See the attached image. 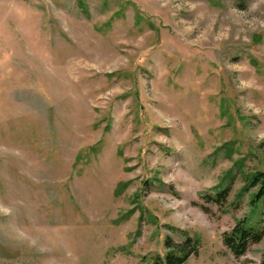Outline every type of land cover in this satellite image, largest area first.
<instances>
[{
  "label": "rangeland",
  "instance_id": "1",
  "mask_svg": "<svg viewBox=\"0 0 264 264\" xmlns=\"http://www.w3.org/2000/svg\"><path fill=\"white\" fill-rule=\"evenodd\" d=\"M258 171L264 0H0V264H263Z\"/></svg>",
  "mask_w": 264,
  "mask_h": 264
},
{
  "label": "trees",
  "instance_id": "2",
  "mask_svg": "<svg viewBox=\"0 0 264 264\" xmlns=\"http://www.w3.org/2000/svg\"><path fill=\"white\" fill-rule=\"evenodd\" d=\"M257 184H259V191L253 194V202L264 198V172L258 171L253 175L250 186ZM227 192L228 187L215 193L214 196H210V198L221 203ZM263 234L264 227L255 228L248 225L245 219H240L235 222L234 227L228 233L223 235V243L235 256H240L245 253L251 243L260 241ZM197 244V241L191 237H187L183 242L174 245H170V242L166 240L165 255L155 257L148 264H184L190 254L197 252Z\"/></svg>",
  "mask_w": 264,
  "mask_h": 264
}]
</instances>
